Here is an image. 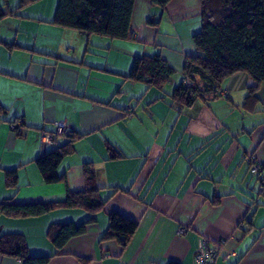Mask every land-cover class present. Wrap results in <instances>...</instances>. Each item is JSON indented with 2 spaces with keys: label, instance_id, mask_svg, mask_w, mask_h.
<instances>
[{
  "label": "crops",
  "instance_id": "1",
  "mask_svg": "<svg viewBox=\"0 0 264 264\" xmlns=\"http://www.w3.org/2000/svg\"><path fill=\"white\" fill-rule=\"evenodd\" d=\"M42 1L16 9L20 0H9L16 10L0 20V202L61 205L39 216H1L0 232L24 235L30 255L51 256L47 264H194L203 239L219 250L215 264H264V83L253 111L243 106L253 84L245 72L226 78L216 98L185 104L173 97L186 56L196 53L199 1L162 8L136 0L124 40L58 26L55 4L46 11L36 7ZM25 23L34 31L20 29ZM155 53L174 70L168 82L124 79L135 56ZM60 121L83 137L58 167L63 181L50 184L34 159L65 141L42 140ZM250 158L259 173L250 172ZM84 162L93 163L105 203L58 249L50 225L90 216L62 205L67 191L87 188ZM10 170L14 187L6 182ZM112 212L138 224L125 245L101 239ZM0 264L21 262L0 255Z\"/></svg>",
  "mask_w": 264,
  "mask_h": 264
},
{
  "label": "trees",
  "instance_id": "2",
  "mask_svg": "<svg viewBox=\"0 0 264 264\" xmlns=\"http://www.w3.org/2000/svg\"><path fill=\"white\" fill-rule=\"evenodd\" d=\"M9 0H2L0 20L13 15L16 9L35 0H20L19 6L8 8ZM136 0H58L53 22L86 35H98L112 40L131 39V19ZM150 6L164 8L171 0H146ZM200 26L192 36L196 53L186 56L183 76L191 81L175 86L173 97L185 104L199 98L204 101L218 97L217 91L226 78L236 72H245L253 80L244 98L243 106L253 111L250 103L257 101L256 91L264 83V0H198ZM148 23L151 21L148 20ZM173 68L158 53L135 56L124 79L141 81L147 87H162L173 75ZM253 103V102H252ZM3 108L0 107V115ZM18 136L19 127L12 122ZM53 140L57 135L52 132ZM65 141L39 155L34 162L45 183H59L64 174L58 172L62 160L74 153L75 142L83 134L70 130ZM113 156L119 154L111 148ZM87 188L80 192H66L62 205L82 208L90 216L80 225L73 222L53 223L48 237L56 248L73 236L84 232L85 224L95 220L94 214L102 209L99 188L94 185L96 171L92 162L82 163ZM8 186H16L15 170L6 171ZM57 202L14 203L0 202V217L25 218L45 214L59 206ZM137 222L119 213L109 215L108 230L101 239H116L125 245L137 228ZM0 255L17 258L21 264H47L51 256H32L24 235L0 232ZM168 264H176L169 262Z\"/></svg>",
  "mask_w": 264,
  "mask_h": 264
},
{
  "label": "built area",
  "instance_id": "3",
  "mask_svg": "<svg viewBox=\"0 0 264 264\" xmlns=\"http://www.w3.org/2000/svg\"><path fill=\"white\" fill-rule=\"evenodd\" d=\"M180 82H182L185 86H190L192 84L191 81L184 76H182ZM69 131H70V127L65 121H60L55 124V133L57 135L63 136L67 134ZM42 140L44 142L51 143L53 141V137L49 133H44L42 135ZM248 161L250 164H252L250 167V172L254 174L259 173L260 166L253 163L252 158H250ZM178 233L183 234L184 228H179ZM218 256H219L218 248L216 246L209 245L208 241L206 239H203L201 251L196 254L194 264H215Z\"/></svg>",
  "mask_w": 264,
  "mask_h": 264
},
{
  "label": "rangeland",
  "instance_id": "4",
  "mask_svg": "<svg viewBox=\"0 0 264 264\" xmlns=\"http://www.w3.org/2000/svg\"><path fill=\"white\" fill-rule=\"evenodd\" d=\"M57 1L58 0H44V1H42L43 3H38V5H36V7L38 6V7H40V9H42V8H44V7H42L43 6V4L46 6L45 7V10L46 11H49L50 10V8L52 7V5L54 6V4H55V7H56V5H57ZM17 2H18V0H11V4L12 5H14V6H16V4H17ZM26 11L27 10H22L21 11V13L23 14H25L26 13ZM8 20H11V19H8ZM24 21H26V20H28V19H23ZM9 22H13L12 24H14V21H9ZM28 23H25V24H22L21 25V28L20 29H22L23 30V27H26V29H28V30H30V31H34V26L33 25H27ZM16 27V26H15ZM49 148H51V147H49Z\"/></svg>",
  "mask_w": 264,
  "mask_h": 264
}]
</instances>
